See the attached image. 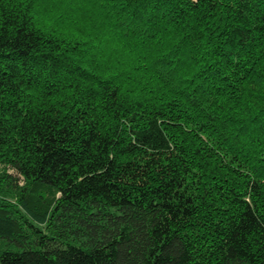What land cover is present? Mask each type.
<instances>
[{
    "label": "trees",
    "instance_id": "obj_1",
    "mask_svg": "<svg viewBox=\"0 0 264 264\" xmlns=\"http://www.w3.org/2000/svg\"><path fill=\"white\" fill-rule=\"evenodd\" d=\"M0 264H264V0H0Z\"/></svg>",
    "mask_w": 264,
    "mask_h": 264
}]
</instances>
